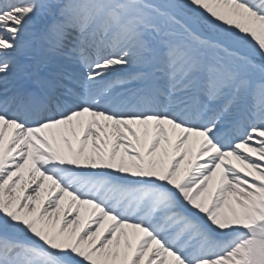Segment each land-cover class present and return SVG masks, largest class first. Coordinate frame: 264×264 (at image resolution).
Instances as JSON below:
<instances>
[{
    "label": "snow or ice",
    "instance_id": "1",
    "mask_svg": "<svg viewBox=\"0 0 264 264\" xmlns=\"http://www.w3.org/2000/svg\"><path fill=\"white\" fill-rule=\"evenodd\" d=\"M0 264H264V0H0Z\"/></svg>",
    "mask_w": 264,
    "mask_h": 264
}]
</instances>
